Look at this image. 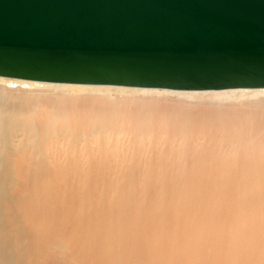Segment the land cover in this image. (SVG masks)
<instances>
[{
    "label": "bare ground",
    "instance_id": "bare-ground-1",
    "mask_svg": "<svg viewBox=\"0 0 264 264\" xmlns=\"http://www.w3.org/2000/svg\"><path fill=\"white\" fill-rule=\"evenodd\" d=\"M14 80L142 95L0 93V264H264V88Z\"/></svg>",
    "mask_w": 264,
    "mask_h": 264
},
{
    "label": "water",
    "instance_id": "water-1",
    "mask_svg": "<svg viewBox=\"0 0 264 264\" xmlns=\"http://www.w3.org/2000/svg\"><path fill=\"white\" fill-rule=\"evenodd\" d=\"M0 77L264 88V0H0Z\"/></svg>",
    "mask_w": 264,
    "mask_h": 264
},
{
    "label": "rangeland",
    "instance_id": "rangeland-1",
    "mask_svg": "<svg viewBox=\"0 0 264 264\" xmlns=\"http://www.w3.org/2000/svg\"><path fill=\"white\" fill-rule=\"evenodd\" d=\"M25 90L26 93L32 94L35 96L40 93L41 97L38 98H46V100L53 101L54 103H65V102H76L83 101L85 99H93L97 98L103 101V99H108L110 97L111 100L115 102H126L131 97L140 96L142 93L140 92H132L126 90H84L83 88L78 87H56V86H41L36 84H27L22 85L19 81H15L14 79H0V93H6L8 91H18ZM264 91V89H263ZM45 93V94H44ZM139 94V95H138ZM160 95H171L170 93H160ZM1 97V96H0ZM36 101L39 99H35Z\"/></svg>",
    "mask_w": 264,
    "mask_h": 264
}]
</instances>
